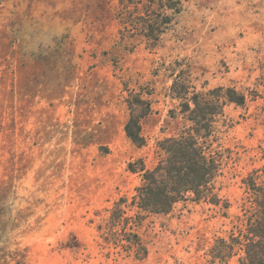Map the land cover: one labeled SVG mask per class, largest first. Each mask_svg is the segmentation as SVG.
<instances>
[{
  "label": "rangeland",
  "instance_id": "obj_1",
  "mask_svg": "<svg viewBox=\"0 0 264 264\" xmlns=\"http://www.w3.org/2000/svg\"><path fill=\"white\" fill-rule=\"evenodd\" d=\"M182 2L151 45L146 19L172 15L159 0H0V264H240L210 250L243 226L244 180L264 169V0ZM181 68L198 91L231 86L246 103L227 102L210 137L221 203L141 213L138 258L111 216L122 198L137 214L129 163L153 166L158 142L190 125L170 92ZM137 93L152 104L142 147L125 131Z\"/></svg>",
  "mask_w": 264,
  "mask_h": 264
},
{
  "label": "trees",
  "instance_id": "obj_2",
  "mask_svg": "<svg viewBox=\"0 0 264 264\" xmlns=\"http://www.w3.org/2000/svg\"><path fill=\"white\" fill-rule=\"evenodd\" d=\"M162 9L172 10V15L162 10L153 18L146 19V36L154 35L151 45H158L161 35L168 29L176 14L183 10L182 0H159ZM171 96L180 101L179 113L190 125L179 134L165 137L157 144V157L149 167L144 158L129 163V169L141 176V184L135 189L132 201L137 214L129 215L122 208L127 198H122L113 210L111 220H122L130 225L119 241L126 240L128 249H133L138 258L147 255L148 250L137 230L144 216L141 214H167L178 202L188 199H207L219 204L222 198L217 192V178L223 170V153L212 148L210 137L216 122L224 115L227 102L243 106L246 95L235 87L218 86L207 91H198L192 83L191 74L181 68L170 87ZM130 118L125 131L131 141L139 147L146 144L141 120L152 111V104L141 94L128 98ZM174 113V110H171ZM253 171L245 180L246 201L243 204V226H238L227 238L219 237L210 250L213 260L226 263L238 257L240 264H264V169ZM230 206L224 203V208ZM241 219V218H240ZM123 245V244H122Z\"/></svg>",
  "mask_w": 264,
  "mask_h": 264
}]
</instances>
